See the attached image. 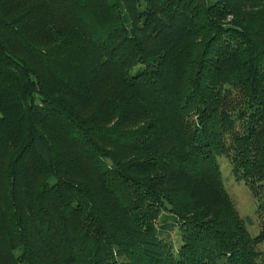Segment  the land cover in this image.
Instances as JSON below:
<instances>
[{"label":"trees","instance_id":"trees-1","mask_svg":"<svg viewBox=\"0 0 264 264\" xmlns=\"http://www.w3.org/2000/svg\"><path fill=\"white\" fill-rule=\"evenodd\" d=\"M220 154L256 193L264 0H0V264H264Z\"/></svg>","mask_w":264,"mask_h":264},{"label":"rangeland","instance_id":"rangeland-1","mask_svg":"<svg viewBox=\"0 0 264 264\" xmlns=\"http://www.w3.org/2000/svg\"><path fill=\"white\" fill-rule=\"evenodd\" d=\"M217 163L218 168H220L221 181H223L222 185L233 202L237 214L244 220L249 235H256L259 221L264 218V178L258 180L259 186L255 188L256 193H254L252 187L246 183V180L234 176V168L225 154L217 156ZM258 205L262 206L258 208ZM157 222L164 224L162 233L164 236L166 235L167 242H171L174 247L178 246L180 240L174 217L163 209ZM159 223H157L158 227ZM258 249H264V244H258ZM261 256L264 260V254Z\"/></svg>","mask_w":264,"mask_h":264}]
</instances>
